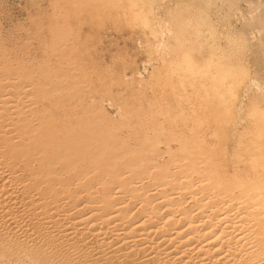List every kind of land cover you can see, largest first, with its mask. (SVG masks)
<instances>
[{
	"label": "bare ground",
	"instance_id": "6f19581e",
	"mask_svg": "<svg viewBox=\"0 0 264 264\" xmlns=\"http://www.w3.org/2000/svg\"><path fill=\"white\" fill-rule=\"evenodd\" d=\"M22 60L0 54V264H264L263 155L231 175L202 106L58 115L70 75Z\"/></svg>",
	"mask_w": 264,
	"mask_h": 264
},
{
	"label": "rangeland",
	"instance_id": "374dc122",
	"mask_svg": "<svg viewBox=\"0 0 264 264\" xmlns=\"http://www.w3.org/2000/svg\"><path fill=\"white\" fill-rule=\"evenodd\" d=\"M1 53L40 82L70 75L58 115L202 106L231 175L245 180L257 154L264 169V0H0Z\"/></svg>",
	"mask_w": 264,
	"mask_h": 264
}]
</instances>
